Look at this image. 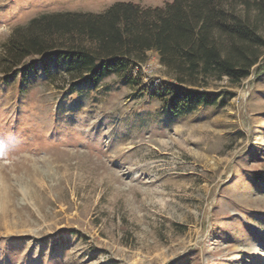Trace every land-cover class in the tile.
<instances>
[{"label":"rangeland","instance_id":"rangeland-1","mask_svg":"<svg viewBox=\"0 0 264 264\" xmlns=\"http://www.w3.org/2000/svg\"><path fill=\"white\" fill-rule=\"evenodd\" d=\"M171 1L0 0V57L43 14ZM46 60L0 74V264H264L262 65L206 88L230 93L225 107L175 116L155 52L136 84L70 92L63 62L50 83Z\"/></svg>","mask_w":264,"mask_h":264},{"label":"trees","instance_id":"trees-1","mask_svg":"<svg viewBox=\"0 0 264 264\" xmlns=\"http://www.w3.org/2000/svg\"><path fill=\"white\" fill-rule=\"evenodd\" d=\"M150 52L172 79L158 92L173 115L190 113L194 105L223 108L231 94L207 92L211 83L226 78L236 85L257 66L264 69V0H172L155 8L118 2L99 14H43L13 31L3 45L0 74L16 69L24 76L34 67L25 68V61L46 57L50 83L57 76L50 62L65 65L66 92L110 77L136 84L131 73Z\"/></svg>","mask_w":264,"mask_h":264}]
</instances>
